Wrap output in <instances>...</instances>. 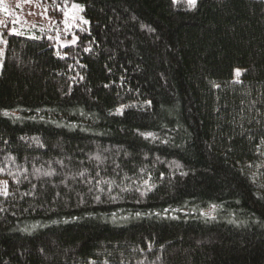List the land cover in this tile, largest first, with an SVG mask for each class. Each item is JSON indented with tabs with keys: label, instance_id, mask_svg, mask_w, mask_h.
<instances>
[{
	"label": "trees",
	"instance_id": "trees-1",
	"mask_svg": "<svg viewBox=\"0 0 264 264\" xmlns=\"http://www.w3.org/2000/svg\"><path fill=\"white\" fill-rule=\"evenodd\" d=\"M36 1L89 23L2 35L0 264H264V0Z\"/></svg>",
	"mask_w": 264,
	"mask_h": 264
},
{
	"label": "rangeland",
	"instance_id": "rangeland-1",
	"mask_svg": "<svg viewBox=\"0 0 264 264\" xmlns=\"http://www.w3.org/2000/svg\"><path fill=\"white\" fill-rule=\"evenodd\" d=\"M56 12L50 14L47 6L36 0H0V34L3 35L5 31L15 28L18 31L32 28L40 32L48 31L55 39V44L60 45L61 48L75 44L77 36L73 34L76 30L82 29L84 20L82 7L74 9L69 6ZM65 12L69 15H65ZM72 16L76 17L75 22L72 21ZM1 41L0 38V60ZM5 190L8 193L9 183L6 179L0 178V194Z\"/></svg>",
	"mask_w": 264,
	"mask_h": 264
},
{
	"label": "snow or ice",
	"instance_id": "snow-or-ice-1",
	"mask_svg": "<svg viewBox=\"0 0 264 264\" xmlns=\"http://www.w3.org/2000/svg\"><path fill=\"white\" fill-rule=\"evenodd\" d=\"M189 2H190L193 6L195 5V0H189ZM72 7H73L74 9H76V8H80V6H79V5H76V4H73ZM45 11H46V10H45ZM65 15H69V13H68V12H65ZM71 19H72L73 22H75L76 17H75V16H72ZM66 23H67V21H66ZM83 23L87 24V23H89V22H88L87 20H83ZM12 34H16V33H15V29L12 30ZM0 38H2V34H0ZM3 42H4V43H7V41H3ZM86 50H87V49H86ZM236 75H237V76L240 75L239 70H237ZM81 79H82V77H81ZM149 103H150V102H149ZM49 174H50V173H49ZM3 194H4V195H7V191L5 190ZM0 211H3V209H0ZM137 215H139V214H137Z\"/></svg>",
	"mask_w": 264,
	"mask_h": 264
}]
</instances>
